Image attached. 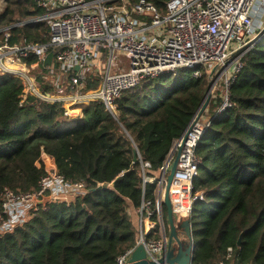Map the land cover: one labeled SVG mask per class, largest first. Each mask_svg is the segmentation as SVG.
<instances>
[{
  "label": "trees",
  "instance_id": "1",
  "mask_svg": "<svg viewBox=\"0 0 264 264\" xmlns=\"http://www.w3.org/2000/svg\"><path fill=\"white\" fill-rule=\"evenodd\" d=\"M150 1L164 12L166 0ZM5 2L0 27L42 14L34 0ZM48 31L44 22L15 25L9 44L24 38L45 42ZM91 77L86 88L95 87L100 74ZM37 79L41 92L53 91L47 79ZM207 84L204 69L193 78L181 68L123 91L114 114L93 101L82 105L79 119L69 120L60 103L25 92L18 76L0 75V203L4 188L24 193L37 188L43 155L66 180L85 182L83 193L47 201L22 224L0 233V264H116L120 255L135 249L134 212L143 201L155 202L162 166ZM228 99L231 105L218 111L222 96L210 98L200 121L192 185L203 199L188 217L196 246L191 264L221 259L264 264V36L243 55ZM161 209L167 234L163 204Z\"/></svg>",
  "mask_w": 264,
  "mask_h": 264
},
{
  "label": "built area",
  "instance_id": "2",
  "mask_svg": "<svg viewBox=\"0 0 264 264\" xmlns=\"http://www.w3.org/2000/svg\"><path fill=\"white\" fill-rule=\"evenodd\" d=\"M34 2L41 15L0 27V75L18 76L25 92L60 103L69 120L79 119L82 105L93 101L114 114L115 100L123 91L143 79L176 74L181 68L188 69L193 78L200 77L204 69L211 91L222 80L224 93L218 111H223L231 105L228 87L242 68L243 55L264 36V0H166L164 12L150 0ZM5 3L0 0V11ZM28 22H44L48 40L38 43L24 38L9 44L10 28ZM29 56L34 57L30 63ZM95 73L100 74L96 86L86 88L87 79ZM39 75L52 85V92L40 91ZM198 120L187 133L169 187L171 209L179 220L187 219L195 202L203 199L201 193H193L192 185L199 163L195 148L203 132ZM42 163L44 173L34 191L4 188L0 233L11 231L37 212L42 206L38 201L45 196L48 201H67L84 192L83 180L68 181L54 162ZM137 213L136 245L142 244L146 257L158 262L166 248L160 199L143 201ZM133 250L120 255L116 264H127ZM213 264L229 263L221 259Z\"/></svg>",
  "mask_w": 264,
  "mask_h": 264
},
{
  "label": "water",
  "instance_id": "3",
  "mask_svg": "<svg viewBox=\"0 0 264 264\" xmlns=\"http://www.w3.org/2000/svg\"><path fill=\"white\" fill-rule=\"evenodd\" d=\"M77 69V67H76ZM211 82L209 81L207 84L205 95L198 107L197 111L195 112L191 123L189 124L188 128L184 131L181 137L175 142L173 145L169 155L167 156L164 165L162 166L161 173L159 176V186H158V195L161 201V204L165 206L166 210V221L168 224V233H165L164 230V222L163 217H161V224L164 231V237H166V248L162 258L158 260V262L149 260L146 257V252L142 244H138L135 249L132 251L130 258L128 259L127 264H160L165 261L168 264H189L193 258V252L195 249V244L191 242V225L189 219H176L172 209H171V202L169 199V187L173 179V175L177 166L179 154L181 147L186 139L187 133L190 131L193 124L201 117L207 104L210 100L211 93ZM174 155L171 165L168 168L169 159L171 155ZM134 160H136V152L134 155ZM162 181L164 183L162 184ZM112 185V184H111ZM107 185H104V187ZM49 200L48 196L40 199L38 201L39 204L44 205ZM162 213V209H161ZM187 238L185 241L182 237ZM241 240V237L238 238V244Z\"/></svg>",
  "mask_w": 264,
  "mask_h": 264
},
{
  "label": "rangeland",
  "instance_id": "4",
  "mask_svg": "<svg viewBox=\"0 0 264 264\" xmlns=\"http://www.w3.org/2000/svg\"><path fill=\"white\" fill-rule=\"evenodd\" d=\"M207 78H208V73H207ZM209 82V81H208ZM210 93H211V97L210 98H212L214 95H216V94H218L219 96H222L223 95V93H224V91H223V84H222V80H219L218 82H217V85L216 86H214L213 88H212V91L210 90ZM205 110H206V108H205ZM204 113V112H203ZM199 123H200V121L201 122H203L202 120H201V118H199ZM201 124V123H200ZM180 237H182L185 241H187V238H185V237H183V235H181ZM195 238H197V237H195Z\"/></svg>",
  "mask_w": 264,
  "mask_h": 264
},
{
  "label": "crops",
  "instance_id": "5",
  "mask_svg": "<svg viewBox=\"0 0 264 264\" xmlns=\"http://www.w3.org/2000/svg\"><path fill=\"white\" fill-rule=\"evenodd\" d=\"M204 112H205V110H204ZM199 118L203 119V114H202L201 117H199ZM173 157H174V155L172 154V155L170 156V159H169L168 168H169V166H170L171 163H172ZM41 160L44 161L46 164H50V162L53 164V160H52L50 157L46 156V155H43ZM147 180H151V178H148ZM158 186H159V185H158ZM157 198H159V195H158V188H157ZM134 213H135V214H134L135 219L139 218V217H138L137 210H136ZM138 225H139V223H138Z\"/></svg>",
  "mask_w": 264,
  "mask_h": 264
}]
</instances>
